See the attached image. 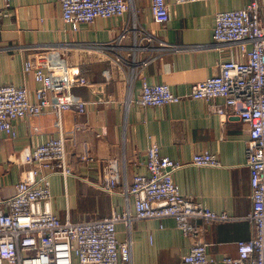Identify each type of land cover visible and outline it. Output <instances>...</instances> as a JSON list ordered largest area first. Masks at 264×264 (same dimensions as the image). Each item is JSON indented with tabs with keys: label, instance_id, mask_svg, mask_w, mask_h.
<instances>
[{
	"label": "crops",
	"instance_id": "1",
	"mask_svg": "<svg viewBox=\"0 0 264 264\" xmlns=\"http://www.w3.org/2000/svg\"><path fill=\"white\" fill-rule=\"evenodd\" d=\"M128 1L130 9L123 16L70 23L62 18L58 0H10L8 7L0 0V10H4L0 85H25L34 99L39 83L31 71L23 69L25 61L34 60L68 82L71 99L86 102L85 111L79 114L64 110L59 115L47 108L14 119L15 137L0 132V191L4 197L15 193L27 167L21 161L23 148L57 137L62 130L67 135L66 158L72 173L65 178L59 173L49 177L54 214L79 221L112 211L132 213L133 197L127 200L123 187L135 174L146 172V149L157 143L162 155L182 163L173 173L178 189L230 217L203 222L208 253L216 259L237 256L238 241L252 233L247 218L251 199L246 124L210 111L199 99L153 107H142L133 99L143 82L166 83L173 92L185 94L192 83L216 73L222 59L245 60L246 54L237 44L213 43L212 28L216 12L244 7L249 0H167L164 23L153 19L150 0ZM261 14L264 22V8ZM133 17L155 42L135 45V34L129 31L117 49L96 46L112 42ZM63 91L57 86L51 99L59 100ZM77 122L85 128L71 135ZM86 149L92 158L82 157ZM202 151L215 154L220 165H194L192 156ZM108 159L117 161L119 183L113 193L100 188ZM117 230L120 239L126 237L124 223ZM131 242L133 264H184L183 256L191 244L170 217L133 221ZM74 264L80 263L75 259Z\"/></svg>",
	"mask_w": 264,
	"mask_h": 264
},
{
	"label": "built area",
	"instance_id": "2",
	"mask_svg": "<svg viewBox=\"0 0 264 264\" xmlns=\"http://www.w3.org/2000/svg\"><path fill=\"white\" fill-rule=\"evenodd\" d=\"M188 3L202 0H173ZM8 7L10 0H3ZM62 18L66 22H92L97 17H119L130 9L128 0H58ZM167 0H150L153 19L164 23L168 19ZM264 0H249L241 8L218 11L214 15L212 41L216 45L237 44L246 54L243 61L222 59L216 73L194 82L185 94L173 92L166 83L143 82L133 101L142 107L176 103L185 98L207 103L210 111L235 117L247 126L246 165L250 170L251 209L247 215L252 225L248 239L238 241L237 256L223 255L216 259L208 253L203 222L225 221L226 212H216L200 201L183 194L173 181V173L182 166L178 160L160 153L157 143L146 149L145 173L135 174L122 194L133 197V212L112 211L109 215L71 221L60 219L52 210L50 175L64 178L72 170L66 158L65 132L34 147L21 151V161L27 167L20 175L14 194L4 197L0 191V264H133L131 227L140 219L170 217L181 233L190 238L184 264H264V22L261 12ZM4 10H0V19ZM129 31L134 32L135 45L155 42L152 34L132 19L122 33L108 44H96L105 49L121 47ZM247 45L250 47L247 48ZM120 62L124 59L118 57ZM25 72L31 71L39 86L30 98L25 85H0V132L16 136L13 120L38 114L47 108L59 115L64 110L78 114L85 111L84 101L71 99L68 82L54 77L34 60L24 62ZM65 89L59 100H52L56 87ZM77 122L70 130L73 135L84 129ZM88 150L83 158H92ZM197 166L217 167V156L209 151L194 153ZM116 159H108L103 166L100 186L115 192L118 180ZM124 223L126 237H118L117 225Z\"/></svg>",
	"mask_w": 264,
	"mask_h": 264
},
{
	"label": "rangeland",
	"instance_id": "3",
	"mask_svg": "<svg viewBox=\"0 0 264 264\" xmlns=\"http://www.w3.org/2000/svg\"><path fill=\"white\" fill-rule=\"evenodd\" d=\"M5 264V263H4Z\"/></svg>",
	"mask_w": 264,
	"mask_h": 264
}]
</instances>
